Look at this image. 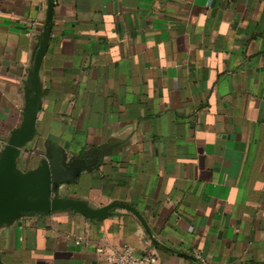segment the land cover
Wrapping results in <instances>:
<instances>
[{
  "label": "crops",
  "instance_id": "0c3cea01",
  "mask_svg": "<svg viewBox=\"0 0 264 264\" xmlns=\"http://www.w3.org/2000/svg\"><path fill=\"white\" fill-rule=\"evenodd\" d=\"M34 169L46 138L100 157L58 195L94 208L23 213L0 264H107L129 247L159 264H264V0H50ZM48 0H0V152L21 123ZM102 248L103 252L96 249Z\"/></svg>",
  "mask_w": 264,
  "mask_h": 264
},
{
  "label": "water",
  "instance_id": "95a60500",
  "mask_svg": "<svg viewBox=\"0 0 264 264\" xmlns=\"http://www.w3.org/2000/svg\"><path fill=\"white\" fill-rule=\"evenodd\" d=\"M52 5L48 0L47 20L40 37L33 67L28 76L25 105L20 125L11 132L0 152V227L9 225L23 213H49L54 211H75L90 219H103L110 210L122 207L136 215V209L126 203L112 202L100 208L90 206L86 201L64 198L58 195L61 184L72 181L83 170L91 171L100 161L97 155L89 158L67 159L57 146L59 136L48 135L46 149L48 158L40 160L34 169L23 171L18 167L22 147L35 135L37 112L41 105L39 67L49 40Z\"/></svg>",
  "mask_w": 264,
  "mask_h": 264
},
{
  "label": "built area",
  "instance_id": "2783aa9c",
  "mask_svg": "<svg viewBox=\"0 0 264 264\" xmlns=\"http://www.w3.org/2000/svg\"><path fill=\"white\" fill-rule=\"evenodd\" d=\"M96 250L103 252L102 248ZM105 261L107 264H159L155 253L135 255L127 246H123L118 251L105 252Z\"/></svg>",
  "mask_w": 264,
  "mask_h": 264
}]
</instances>
